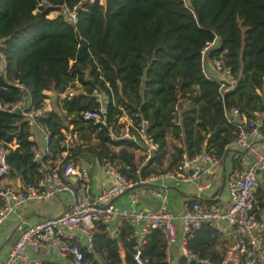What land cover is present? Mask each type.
I'll return each instance as SVG.
<instances>
[{
  "label": "trees",
  "instance_id": "1",
  "mask_svg": "<svg viewBox=\"0 0 264 264\" xmlns=\"http://www.w3.org/2000/svg\"><path fill=\"white\" fill-rule=\"evenodd\" d=\"M40 1L0 0V66L5 61L0 87L7 85L0 98L12 103L22 93L33 109H42L46 92L57 100L76 91L62 101L64 116L52 109L38 120L53 158L67 152L64 162L110 163L137 181L172 170L183 153L213 152L222 162L237 133L226 122L224 109L238 108L247 120L254 113L264 115V0H47V7L39 6ZM62 6L75 11V24L61 15L48 18ZM212 41L208 60L220 59L237 80L223 99L219 85L205 79L200 64ZM94 89L108 99L110 122L124 114L134 124L139 115L148 122L158 150L146 163L135 159V145L113 143L105 129L81 119L83 111L97 106L89 96ZM68 126L72 141L64 147L61 130ZM171 127L181 146L168 153L163 169L164 138L168 148ZM12 141L18 146L7 158L9 175L18 176L24 188L38 178L30 153L35 143L19 113H0V142ZM259 199L264 209L263 192ZM130 230L125 225L118 237L126 246L123 263L117 241L96 227L95 251L107 264H134L132 243L125 241ZM164 248L162 235L153 231L142 257L149 264H165ZM186 248L209 264H226L228 240L208 226L195 230ZM178 264L193 263L180 259Z\"/></svg>",
  "mask_w": 264,
  "mask_h": 264
},
{
  "label": "built area",
  "instance_id": "2",
  "mask_svg": "<svg viewBox=\"0 0 264 264\" xmlns=\"http://www.w3.org/2000/svg\"><path fill=\"white\" fill-rule=\"evenodd\" d=\"M86 1L94 3L96 0ZM97 1L100 3L102 0ZM38 5H47V0H41ZM57 12L70 23L77 22L74 10L62 6ZM213 46L214 41L207 44L201 53L200 64L205 79L219 85V97L223 99L224 94L236 86L237 80L231 68L223 65L220 59L208 60L207 54ZM4 68L5 61L2 59L0 75L5 74ZM208 68L214 71L215 77L208 75ZM12 85L22 92L17 83ZM0 91L7 92V85L0 87ZM75 92L69 90L58 96V110L62 116L65 115L62 101L71 99ZM78 92L83 93L80 88ZM257 93L261 94L259 90ZM23 96L25 94L21 93L20 99L12 103L0 98V113H19L26 123L28 139L35 143L30 153L32 162L37 164L38 178L32 185L20 189L0 187V226L28 202H45L56 195L67 194L72 197V203L62 214L19 227L17 239L0 264H46L38 257L42 251L66 259L70 264H107L105 256L95 251L96 227L100 225L109 240L117 241L118 253L121 254L124 248L118 237L124 224L135 227L126 237L132 243L130 256L134 264H149L148 259L142 257V252L153 231L163 237L165 264H171L170 251L174 244L178 245L180 256L187 263L209 264L186 248V242L201 226L215 229L222 238L230 237L231 244L224 263L264 264V220L259 219V213L264 210L259 199V193H264L262 113H254L252 119L247 120L238 108L224 109L226 122L237 128L235 138L229 145L236 167L225 177L226 200L185 203L177 215L169 211L167 196L156 188L157 185L164 182H169L171 187L193 185L198 195L212 190L210 178L219 165V159L213 152H201L192 157L183 153L172 170L165 169L137 181L127 179L110 163L98 164L109 182L101 187L98 194L93 195L89 166L81 161L64 162L63 159L69 155L67 152L62 154V158L52 157L48 135L42 132L38 124L39 118L49 110L44 107L33 109L30 100H24ZM89 96L97 106L83 111L81 119L84 122L105 129L109 141L113 143L135 145L138 151L144 153L146 161L155 154L158 145L152 141L148 122L141 115L136 124L125 114L112 123L108 118L107 97L97 89ZM71 129L72 126H68V130H61L64 147L72 141ZM37 135H40L39 141L35 139ZM17 146L15 141L0 142V179L9 175L7 158ZM204 175L206 179L202 182L199 179ZM123 193L128 194L132 205L137 202L139 193L152 196L159 201L158 207L153 210L119 209L113 201Z\"/></svg>",
  "mask_w": 264,
  "mask_h": 264
},
{
  "label": "crops",
  "instance_id": "3",
  "mask_svg": "<svg viewBox=\"0 0 264 264\" xmlns=\"http://www.w3.org/2000/svg\"><path fill=\"white\" fill-rule=\"evenodd\" d=\"M208 75L211 77H215V73L214 71L211 70V68H208ZM46 95H47V99L44 101V108L47 111L48 110L50 111L52 109L48 106V96L53 95V94H51V92H46ZM54 97L56 100V96ZM56 101L58 104V100ZM166 128L167 127H165V129ZM170 129H171L170 136H172V139L169 141L168 148H167L166 140L164 138V141H165L164 149H165L166 155L164 158L163 169L166 168L167 165L169 164L168 153H171V151H173L175 147L181 146V140L179 138H175V136L173 135L174 128L171 127ZM39 140H40V137L38 141ZM136 152H141V151L136 150L134 152V155ZM63 153H66V152H63ZM63 153H61L60 156H57L56 159L62 158ZM232 156H233V153L229 151L228 155L224 157L223 161L222 162L219 161V165L215 168L214 175L212 176V178H210V181L212 182V187H213L212 190L210 191H207V192H204L198 195L193 185L192 186L186 185V186H180V187H173V186L171 187L169 182H164L160 185H157L156 188L163 191L167 196V199H168L167 207L169 211H171L174 214L179 215L182 210V205L185 203H193L195 201L209 202L213 199L217 201H221V202L226 200L227 190L224 185L225 177L232 170V168L236 167V163L234 162ZM81 162L83 161L81 160ZM146 162L147 161L144 158L142 163L144 164ZM233 163H235V167H233L234 165ZM88 166H89V170L91 174V189H92L91 192L93 195H96L99 193L101 187L105 183L107 184L109 182V179H106V176L102 172L100 166L98 165V162L93 160L91 163L88 164ZM205 179H206V175L201 176L199 180L204 182ZM5 186L12 187L15 189L23 188L18 176L11 177L10 175H8L5 178L0 179V187H5ZM71 203H72L71 196L67 194H61V195H56L52 197L50 200L45 201V202H28L25 205H23V207L19 209V211L16 214L14 213L10 215V217L0 226V263H2L6 259L8 252L13 246L14 241L17 239L19 227L26 226V225H32L34 223L42 221L45 218L54 217L59 214H62L69 209ZM113 204L117 208L124 209L127 211L137 210V209L153 210V209H157L159 201L152 196H148L144 193H139L137 202L134 205H132L128 199V194L123 193L119 195L113 201ZM259 219L264 220V210H262L259 213ZM125 225H129V224H124L123 227ZM177 226H179V221H177ZM134 228L135 227L131 226L130 232ZM129 234H127L126 237H128ZM224 238L228 240V249H229L230 244H231V239L229 236H226ZM125 241L128 242L127 238H125ZM119 243L123 245L124 252H121V254L118 253V255L120 254L119 258L124 263L125 255L124 254L122 255V253H125L126 246H125V242L123 241H119ZM38 257L46 264H53V263L54 264H70L68 260L61 259L59 257L50 256L47 252H44V251L40 252L38 254ZM170 258H171V264H178V261L180 259H183L180 256L177 244L176 245L174 244L173 247L171 248Z\"/></svg>",
  "mask_w": 264,
  "mask_h": 264
},
{
  "label": "rangeland",
  "instance_id": "4",
  "mask_svg": "<svg viewBox=\"0 0 264 264\" xmlns=\"http://www.w3.org/2000/svg\"><path fill=\"white\" fill-rule=\"evenodd\" d=\"M47 5H48V3H47ZM47 5H44V6H46L47 7ZM45 7V8H46ZM59 15V13L57 12V11H52L50 14H49V16H48V18H54V17H56V16H58ZM48 106L51 108V109H55V110H58V104H57V101L55 100V98H54V96L53 95H49L48 96ZM39 137H40V135L38 136H36V140H38L39 139ZM167 150V149H166ZM135 157H136V159H138L139 161H143V159L145 158V155H144V153L142 152H136L135 153ZM87 166H88V164L90 163V161H88V160H84L83 161Z\"/></svg>",
  "mask_w": 264,
  "mask_h": 264
},
{
  "label": "water",
  "instance_id": "5",
  "mask_svg": "<svg viewBox=\"0 0 264 264\" xmlns=\"http://www.w3.org/2000/svg\"><path fill=\"white\" fill-rule=\"evenodd\" d=\"M74 179H72V181H73Z\"/></svg>",
  "mask_w": 264,
  "mask_h": 264
}]
</instances>
